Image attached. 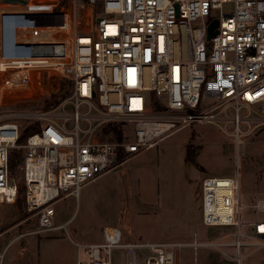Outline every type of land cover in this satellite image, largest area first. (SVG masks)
<instances>
[{"label":"built area","instance_id":"1","mask_svg":"<svg viewBox=\"0 0 264 264\" xmlns=\"http://www.w3.org/2000/svg\"><path fill=\"white\" fill-rule=\"evenodd\" d=\"M79 4L97 12L93 37L77 34L69 8ZM11 18L53 20L13 26L7 37ZM213 21L216 34L207 39ZM50 71L70 85L59 112L29 116L39 131L22 144L18 122L0 123V206L17 201L21 181L27 214L21 223L36 218L31 234L66 230L70 221L52 225L57 203L180 130L232 126L239 148L241 124L249 135L264 129V0H0V79L8 76L0 88L18 75L29 86ZM19 149L21 179L11 173ZM251 209L264 213V199ZM241 211L238 173L236 180L203 179L202 224L235 228L237 264ZM248 227L254 244L264 246V221ZM12 243L1 250L0 241V264ZM75 245V264H113L115 250L126 251L119 264H176L182 249L198 246L123 243L112 227H103L102 242Z\"/></svg>","mask_w":264,"mask_h":264},{"label":"rangeland","instance_id":"2","mask_svg":"<svg viewBox=\"0 0 264 264\" xmlns=\"http://www.w3.org/2000/svg\"><path fill=\"white\" fill-rule=\"evenodd\" d=\"M69 15L73 22L76 21L79 36L93 37L92 22L97 17L93 8L79 4L75 12L69 8ZM52 20L11 18L5 25L9 33L13 26L48 24ZM200 26V23L191 25L192 28ZM7 79V75L3 76L0 85ZM15 89L4 92V88H0L5 94L1 101L0 123L5 120L18 122L21 132L34 125L35 121L28 119L29 116L49 110L57 114L56 107L65 103L69 96L67 81L54 71L42 72L31 79L29 86ZM55 101L56 105L49 106ZM48 107L51 108L47 110ZM84 109L82 105L80 112ZM66 110L72 112L73 108L67 104ZM227 113L232 114L231 111ZM244 113L240 111V115ZM53 117L60 122L59 116ZM231 129L232 126L218 128L214 125L185 128L84 185L77 198L69 197L54 206L52 225L70 220L66 230L31 234L36 229V218L21 223L27 215L22 194L14 204L1 205V250L13 242L5 253L3 264H75V243L102 242L103 226L118 229L123 243L198 245L182 249L176 256V264H237L236 251L231 246L236 240L235 228L205 227L201 221L203 179L227 177L236 180L237 173L242 205L241 264H264V246L254 244L248 227L250 221H264V213L251 209L255 202L264 199V129L249 135L245 134L246 126L241 124L239 148L229 133ZM189 143L196 148L194 164L185 161ZM13 173L21 179L22 165ZM208 244L213 246H206ZM125 257L126 251H113V264H119Z\"/></svg>","mask_w":264,"mask_h":264},{"label":"trees","instance_id":"3","mask_svg":"<svg viewBox=\"0 0 264 264\" xmlns=\"http://www.w3.org/2000/svg\"><path fill=\"white\" fill-rule=\"evenodd\" d=\"M68 83V82H67ZM68 86H69V90H70V85L68 83ZM69 94V93H68ZM66 96V94L60 98H64ZM57 102H53L51 105L49 106H53V105H56ZM51 108V107H48L47 110ZM34 125H31L29 127H27L23 132H21L20 134V137H19V140H18V143L19 144H22L26 141V139L32 135L33 133L35 132H38L39 131V124L37 122L33 123ZM193 140V137L190 139V142H192ZM19 151H15L14 155H13V158L15 159V161L13 162L12 166H11V173L14 175V169L16 168V165L20 162V158H19ZM197 156V153H196V148L191 144L189 143L187 146H186V157H185V161L186 162H189V163H195V157ZM19 180V179H18ZM18 198L19 196L22 194L23 195V198H24V192L23 191H20L18 192ZM17 198V199H18Z\"/></svg>","mask_w":264,"mask_h":264},{"label":"bare ground","instance_id":"4","mask_svg":"<svg viewBox=\"0 0 264 264\" xmlns=\"http://www.w3.org/2000/svg\"><path fill=\"white\" fill-rule=\"evenodd\" d=\"M21 80H22L21 76H19V75L18 76H14L13 81H11V82H9V83H7V84L2 86V88H4V92L5 91L12 92L13 90H15V87H17V86L27 85L26 83H21ZM17 83H19V84H17ZM13 86H15V87H13Z\"/></svg>","mask_w":264,"mask_h":264},{"label":"water","instance_id":"5","mask_svg":"<svg viewBox=\"0 0 264 264\" xmlns=\"http://www.w3.org/2000/svg\"><path fill=\"white\" fill-rule=\"evenodd\" d=\"M217 26H218V24H217L216 21H213V22L209 25L208 30H207V39H210L211 37H213V36L216 34V32H215L214 30L217 28ZM17 188H18L19 190H23L22 182H21V181H19V182L17 183Z\"/></svg>","mask_w":264,"mask_h":264},{"label":"crops","instance_id":"6","mask_svg":"<svg viewBox=\"0 0 264 264\" xmlns=\"http://www.w3.org/2000/svg\"><path fill=\"white\" fill-rule=\"evenodd\" d=\"M53 2H63L64 4L66 3V0L64 1V0H52ZM263 199V198H262ZM262 199H260V200H262ZM68 221H70V220H68ZM103 227H107V226H103ZM103 227H102V229H103ZM102 229H101V234H102ZM96 243H99V242H94V243H91V244H96Z\"/></svg>","mask_w":264,"mask_h":264}]
</instances>
